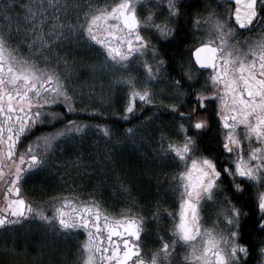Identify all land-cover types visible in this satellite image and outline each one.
<instances>
[{"label":"snow or ice","instance_id":"snow-or-ice-1","mask_svg":"<svg viewBox=\"0 0 264 264\" xmlns=\"http://www.w3.org/2000/svg\"><path fill=\"white\" fill-rule=\"evenodd\" d=\"M223 3L222 11L196 12L187 43L180 21L196 0H0V228L39 220L56 237L84 235L79 264H248L251 243L264 264V0ZM154 39L187 50L176 75ZM89 52L104 59L92 61ZM119 92L127 123L153 106L123 135L133 145L155 143L153 165L175 166L164 173L175 207L157 201L114 213L97 186L82 199L73 174L83 180L81 167H92L82 154L62 173L75 187L39 204L22 195V184L57 150L72 155L89 134L112 142L115 126L92 120L108 115ZM153 120L161 126L149 136L142 125ZM111 152L97 151L96 169H105ZM252 208L261 238L249 243L243 221ZM166 218V235L149 254V229Z\"/></svg>","mask_w":264,"mask_h":264},{"label":"trees","instance_id":"trees-1","mask_svg":"<svg viewBox=\"0 0 264 264\" xmlns=\"http://www.w3.org/2000/svg\"><path fill=\"white\" fill-rule=\"evenodd\" d=\"M196 5L188 14L187 20L182 17L180 21L188 32L187 43L189 42V37L191 35L189 33L192 31L193 26L191 23V18L195 14H193V10L195 7L196 9L198 7ZM147 35L151 34L147 33ZM152 42L158 46L160 53L169 62L168 69L171 72L178 67V62L181 56L184 55L186 49L181 48V50H176L174 41L164 42L154 39ZM145 107L147 111L144 112V116L137 115L136 119H131V123L122 122L119 117L113 118L103 116L95 117L92 122L114 125L116 130L112 139L114 140L115 138L116 140H120L124 137L123 132L125 128L136 125L142 121L144 117L150 116L153 111V106ZM77 119L87 120L89 116L83 114V116L79 115ZM163 123L170 126V122L167 118L164 119ZM160 126V120H153L151 124L144 123L142 129L145 134L151 136L153 130L160 128ZM98 140L95 138L94 134H89L83 143L78 146L77 151L72 155L69 154L73 151L71 148L63 153L57 150V153L53 155L48 164L44 167V179L37 182V190L51 191L54 196L75 187L71 181L66 183L67 178L62 176V173L66 171V162L73 161L76 155L82 154L83 160L92 165L87 171L84 170L83 166L81 167L80 171L84 175L83 180L80 179L79 175L73 174L76 185H79L77 190L84 194L81 197L82 199L86 198V194L93 186H97L99 191L103 194L102 198L105 206L114 213H119L122 209L130 206H134L136 209L140 207L147 208L149 204H155L157 201L160 202L162 208H168L169 210L174 208L172 201L174 200V194L169 189L171 176L170 174L168 176L164 175L165 172L170 173L174 165L161 167L159 164H152V160H158L156 153L153 152V148L156 147L155 143L150 140L145 141L143 144L138 142L130 149L125 143L121 145L118 143L114 147L112 142L106 144L102 138ZM106 148L112 149V159L105 166L104 170L96 169L93 161L97 159V151L103 155ZM114 173L119 174L120 179L123 180L125 187L128 189L127 192L121 189L120 183L117 181V175ZM168 221L169 218L164 219L160 223L159 228ZM246 224L250 227H247V229L250 230L245 231V240L251 242V240H254L252 219L249 218ZM159 228L155 223L150 227V229L155 232L158 231ZM257 246V244L251 243V254L247 258L248 264H256L255 259H257V257L255 253L257 251Z\"/></svg>","mask_w":264,"mask_h":264},{"label":"flooded vegetation","instance_id":"flooded-vegetation-1","mask_svg":"<svg viewBox=\"0 0 264 264\" xmlns=\"http://www.w3.org/2000/svg\"><path fill=\"white\" fill-rule=\"evenodd\" d=\"M200 2L201 0H196L197 5H195L198 7L197 9L196 7L194 8L193 14H196L197 10L199 9ZM189 34L191 35L189 37L188 43H191L193 30ZM187 55L188 53L186 50L183 57L186 58ZM178 71L179 67H176L174 70H172V72L169 70L172 75H176V72ZM57 111L66 110L61 107L57 109ZM83 114L84 113H68L67 118L78 120L77 118H79V115L83 116ZM213 135H215V133H213ZM95 138L97 140H101V138L96 135ZM24 144L26 145L27 141H24ZM43 171L44 168L39 172L33 173L27 178L26 182L22 184L21 194L31 200L34 204H39L42 200H47L48 197L53 196V193L51 191L37 190V182L44 179ZM172 201L175 207V195L174 200ZM245 211H248L249 215L243 221V233H245V231L247 230H250L247 229L248 225L246 224V222L248 223L249 218L252 219V230L254 229L257 221L256 215L253 214L255 212L254 208L245 209ZM48 214L51 215L50 210ZM204 217L205 225H211L212 220L215 219V212L212 205L206 206ZM171 222L172 221L169 218V221L163 224L156 232L149 229L152 232V236L149 237L146 241V249L148 250L149 254L158 246V242H156L157 237L160 235H166V230L170 226ZM253 235L254 239L261 238L255 231ZM5 237H7V242H5ZM84 239V235H77L71 239L56 237L53 234L47 232L45 226L39 220H29L22 225H11L9 226V230L7 232L3 228H0V264H54V247L62 248V258L55 261V264H79L77 249ZM257 245V251L255 253V256L257 257V259H255L256 264H258L259 260V244Z\"/></svg>","mask_w":264,"mask_h":264},{"label":"rangeland","instance_id":"rangeland-1","mask_svg":"<svg viewBox=\"0 0 264 264\" xmlns=\"http://www.w3.org/2000/svg\"><path fill=\"white\" fill-rule=\"evenodd\" d=\"M109 2L111 3L112 0H109ZM219 5V7H217ZM205 6H207L209 9H215L216 11H222L223 10V7H224V3L221 1V0H201L200 2V6H199V9L197 10V12H202L204 14H206L205 12ZM141 15H145L146 13L141 11L140 13ZM193 30V36L196 35L194 29L192 28ZM147 34V33H146ZM159 41H162V40H159ZM192 41V40H191ZM79 51V50H78ZM89 56L91 57V60L92 61H95L97 63H99L100 61H102L104 59L103 55L102 54H98L96 52H89ZM71 58V57H70ZM85 77L84 76H81L80 77V80H84ZM104 80H105V84L107 85L108 83V78L107 77H104ZM157 87H163V85H158ZM125 95L124 92H119L117 93L114 97H113V101H112V106L111 108H108V115L107 116H103V117H119L121 119L122 122H125L122 117L118 114V111H119V105L121 103L119 97ZM98 99L96 101V103H98ZM107 107V106H106ZM145 107V106H144ZM149 107V106H148ZM86 114V113H84ZM88 115V114H86ZM121 143H119L120 145L122 143H125V145L132 149L134 147V145L131 143V141L129 139H126L125 136L122 137L121 139ZM116 139L114 138V140L112 139V145L115 147L118 143H116ZM62 248L60 247H54V264H55V261H57L58 259L62 258Z\"/></svg>","mask_w":264,"mask_h":264},{"label":"water","instance_id":"water-1","mask_svg":"<svg viewBox=\"0 0 264 264\" xmlns=\"http://www.w3.org/2000/svg\"><path fill=\"white\" fill-rule=\"evenodd\" d=\"M223 1V0H222Z\"/></svg>","mask_w":264,"mask_h":264}]
</instances>
